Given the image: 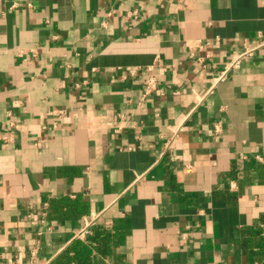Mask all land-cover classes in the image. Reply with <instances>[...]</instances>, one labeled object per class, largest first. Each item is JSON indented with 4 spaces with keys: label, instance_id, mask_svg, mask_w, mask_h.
<instances>
[{
    "label": "crops",
    "instance_id": "obj_1",
    "mask_svg": "<svg viewBox=\"0 0 264 264\" xmlns=\"http://www.w3.org/2000/svg\"><path fill=\"white\" fill-rule=\"evenodd\" d=\"M263 40L264 0H0V264L93 222L103 264H264V46L217 79Z\"/></svg>",
    "mask_w": 264,
    "mask_h": 264
},
{
    "label": "trees",
    "instance_id": "obj_2",
    "mask_svg": "<svg viewBox=\"0 0 264 264\" xmlns=\"http://www.w3.org/2000/svg\"><path fill=\"white\" fill-rule=\"evenodd\" d=\"M114 240L116 243L121 242L122 235L113 236L111 228L99 224L93 228L92 235L86 241L74 240L52 264H103V261L95 259V253L108 257Z\"/></svg>",
    "mask_w": 264,
    "mask_h": 264
},
{
    "label": "built area",
    "instance_id": "obj_3",
    "mask_svg": "<svg viewBox=\"0 0 264 264\" xmlns=\"http://www.w3.org/2000/svg\"><path fill=\"white\" fill-rule=\"evenodd\" d=\"M262 36V33L261 35ZM205 45H208V43H204L202 41H198L196 44L191 45V47L189 48V57L194 58V49L195 48H199L202 49ZM264 46V40L256 47H246L242 52L236 53L233 57V59L225 66L224 71L220 74V76L217 78L218 81H222L224 80L228 74L233 71L234 69H238L241 65V63L249 58V57H253L255 54V51L261 47ZM201 63H204L201 60ZM159 89V79L156 75H149L147 76V78L144 80V84H143V91H144V96H149L154 94L155 92H157ZM123 116H121L122 118ZM119 128H117L118 131ZM178 133V129L175 130L174 134H173V138L177 136ZM96 223H89L88 225H86L85 228H83L81 231H79V233L76 234V239L82 240V241H86V239L92 235V230L93 227H95ZM36 251L34 250L31 254V259L27 264H37L35 261L36 258Z\"/></svg>",
    "mask_w": 264,
    "mask_h": 264
}]
</instances>
